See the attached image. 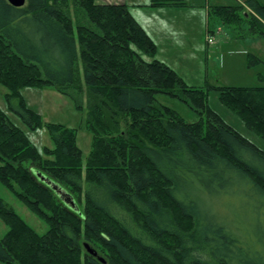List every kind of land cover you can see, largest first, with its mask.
<instances>
[{
	"label": "trees",
	"instance_id": "16d2710c",
	"mask_svg": "<svg viewBox=\"0 0 264 264\" xmlns=\"http://www.w3.org/2000/svg\"><path fill=\"white\" fill-rule=\"evenodd\" d=\"M164 6L185 3L149 4ZM244 6H215L212 15L264 38V5ZM156 50L127 5L27 0L16 8L0 0L8 108L30 130L45 127L53 144L40 152L0 109V183L48 225L37 233L0 198L8 227L0 264H264V151L209 107L205 90L154 59ZM259 80L254 88L211 89L264 140V73ZM46 87L78 110L86 100V163L75 129L43 124L27 107L22 91ZM157 95L184 103L198 120L187 122ZM238 201L253 208L243 211Z\"/></svg>",
	"mask_w": 264,
	"mask_h": 264
},
{
	"label": "rangeland",
	"instance_id": "374dc122",
	"mask_svg": "<svg viewBox=\"0 0 264 264\" xmlns=\"http://www.w3.org/2000/svg\"><path fill=\"white\" fill-rule=\"evenodd\" d=\"M99 3L100 0H97ZM106 1V0H102ZM131 1V0H129ZM185 12L178 18L163 17L159 8L149 7L151 0H135L129 7L131 14L155 43L154 59L159 60L181 77L191 87L201 88L208 93V105L230 126L264 151V140L250 131L243 121L229 110L220 100L214 87L261 86L259 75L264 73V38L250 36L245 30L221 24L212 15L215 6L245 5V0H183ZM264 5V0H257ZM72 4V0H70ZM72 12L73 6H71ZM245 14L249 9L244 6ZM162 12V11H160ZM74 22L76 17L72 14ZM209 39L213 42L210 43ZM146 61L153 59L142 55ZM254 60L257 62L254 63ZM81 65V64H80ZM8 90L0 85V109L24 133L41 152L45 147H53L48 130L43 127L30 130L21 119L13 114L7 105L5 95ZM29 109L40 114L43 124H59L77 131V144L86 163L92 146V135L86 129L87 105L84 99L82 110L66 96L57 93L53 87L26 88L22 91ZM157 100L176 111L189 123L198 120L197 115L184 103L166 95H157ZM0 198L23 218L39 234L48 230V225L33 214L12 192L0 183ZM243 201V199L241 198ZM246 201V200H245ZM243 211L253 208L237 202ZM246 205V206H245ZM249 206V207H248ZM230 210L228 211V213ZM227 213V212H226ZM249 215H245L246 220ZM8 227L0 220V239Z\"/></svg>",
	"mask_w": 264,
	"mask_h": 264
},
{
	"label": "water",
	"instance_id": "95a60500",
	"mask_svg": "<svg viewBox=\"0 0 264 264\" xmlns=\"http://www.w3.org/2000/svg\"><path fill=\"white\" fill-rule=\"evenodd\" d=\"M10 5L16 7V8H22L25 6L27 0H7ZM41 180L45 182L48 186H50L59 196L61 201L68 206L69 208L76 210V204L73 200V198L63 189H61L58 185L53 183L51 180L46 179L45 177L41 176ZM88 253L93 254V251L89 249V247L85 246ZM95 254V253H94ZM101 261H103L101 259Z\"/></svg>",
	"mask_w": 264,
	"mask_h": 264
},
{
	"label": "crops",
	"instance_id": "0c3cea01",
	"mask_svg": "<svg viewBox=\"0 0 264 264\" xmlns=\"http://www.w3.org/2000/svg\"><path fill=\"white\" fill-rule=\"evenodd\" d=\"M96 2L98 4H122V5H127L129 7H132L133 4H137V3H135V0H131V1H129V0H106V1H102V0H100L101 3H99L96 0ZM182 2H184V1L182 0ZM186 8H188V6H186V3H185V6H181V7H179V6L159 7V14L163 13L164 14L163 17L178 18L182 15V13H183L182 11L185 12ZM160 11H162V12H160ZM180 18H182V17H180Z\"/></svg>",
	"mask_w": 264,
	"mask_h": 264
},
{
	"label": "built area",
	"instance_id": "2783aa9c",
	"mask_svg": "<svg viewBox=\"0 0 264 264\" xmlns=\"http://www.w3.org/2000/svg\"><path fill=\"white\" fill-rule=\"evenodd\" d=\"M209 42H210V43H212V42H213V40H212V39H209Z\"/></svg>",
	"mask_w": 264,
	"mask_h": 264
}]
</instances>
